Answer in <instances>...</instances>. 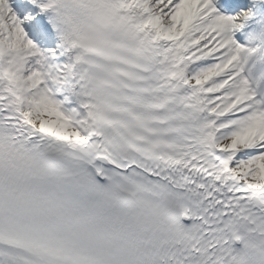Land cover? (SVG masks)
I'll use <instances>...</instances> for the list:
<instances>
[{
    "label": "snow or ice",
    "instance_id": "1",
    "mask_svg": "<svg viewBox=\"0 0 264 264\" xmlns=\"http://www.w3.org/2000/svg\"><path fill=\"white\" fill-rule=\"evenodd\" d=\"M32 3L60 43L0 0V264H264V0Z\"/></svg>",
    "mask_w": 264,
    "mask_h": 264
},
{
    "label": "bare ground",
    "instance_id": "2",
    "mask_svg": "<svg viewBox=\"0 0 264 264\" xmlns=\"http://www.w3.org/2000/svg\"><path fill=\"white\" fill-rule=\"evenodd\" d=\"M10 5L13 10L18 14L21 20L24 21V28L29 33L30 36L34 35L38 37L42 42L39 43V46L43 49H47L49 45H52V48H56L60 39L55 38H46L43 37V32L38 30L40 23L42 22V11H40L39 4H33L32 0H10ZM251 8L247 7L246 9ZM245 9V10H246ZM238 13V12H237ZM235 13V14H237ZM233 14V15H235ZM33 17V19H27V17ZM240 33H236V38L240 40ZM37 39V41H38Z\"/></svg>",
    "mask_w": 264,
    "mask_h": 264
},
{
    "label": "rangeland",
    "instance_id": "3",
    "mask_svg": "<svg viewBox=\"0 0 264 264\" xmlns=\"http://www.w3.org/2000/svg\"><path fill=\"white\" fill-rule=\"evenodd\" d=\"M26 32H27V31H26ZM27 33H28V32H27ZM28 37H29L30 39H32L33 41H35V42L37 43V45H38V42L36 41V39H35L34 37L30 36L29 33H28Z\"/></svg>",
    "mask_w": 264,
    "mask_h": 264
}]
</instances>
